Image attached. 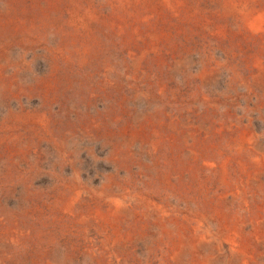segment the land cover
I'll return each instance as SVG.
<instances>
[{
	"label": "rangeland",
	"instance_id": "rangeland-1",
	"mask_svg": "<svg viewBox=\"0 0 264 264\" xmlns=\"http://www.w3.org/2000/svg\"><path fill=\"white\" fill-rule=\"evenodd\" d=\"M0 264H264V0H0Z\"/></svg>",
	"mask_w": 264,
	"mask_h": 264
}]
</instances>
